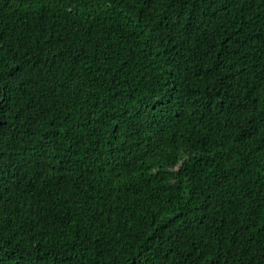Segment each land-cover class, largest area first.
I'll return each instance as SVG.
<instances>
[{
    "label": "trees",
    "instance_id": "16d2710c",
    "mask_svg": "<svg viewBox=\"0 0 264 264\" xmlns=\"http://www.w3.org/2000/svg\"><path fill=\"white\" fill-rule=\"evenodd\" d=\"M0 264H264V0H0Z\"/></svg>",
    "mask_w": 264,
    "mask_h": 264
}]
</instances>
